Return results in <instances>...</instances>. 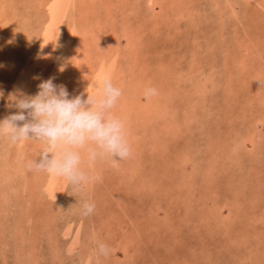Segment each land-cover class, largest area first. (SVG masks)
Returning <instances> with one entry per match:
<instances>
[{
  "label": "rangeland",
  "instance_id": "1",
  "mask_svg": "<svg viewBox=\"0 0 264 264\" xmlns=\"http://www.w3.org/2000/svg\"><path fill=\"white\" fill-rule=\"evenodd\" d=\"M105 76L131 157L85 158L77 191L0 138V264H264V0H0V120L15 88Z\"/></svg>",
  "mask_w": 264,
  "mask_h": 264
},
{
  "label": "clouds",
  "instance_id": "2",
  "mask_svg": "<svg viewBox=\"0 0 264 264\" xmlns=\"http://www.w3.org/2000/svg\"><path fill=\"white\" fill-rule=\"evenodd\" d=\"M53 81L54 78L43 80L35 95L19 88L8 93L5 107L16 111L0 120V138H7L13 145L28 140L43 142V150L38 158L27 162V169L63 178L81 191L99 179L84 170L85 158L89 164L110 158L112 166L118 167L132 155L126 123L112 112L123 91L105 76L99 97L88 94L85 99L81 93L70 99L67 87ZM157 94L152 87L145 90L144 97ZM95 207V203L85 200L81 214L89 216ZM98 248L101 255H109L107 245L101 243Z\"/></svg>",
  "mask_w": 264,
  "mask_h": 264
},
{
  "label": "bare ground",
  "instance_id": "3",
  "mask_svg": "<svg viewBox=\"0 0 264 264\" xmlns=\"http://www.w3.org/2000/svg\"><path fill=\"white\" fill-rule=\"evenodd\" d=\"M53 36V35H52ZM48 48H47V52L45 54V57H44V61H43V65L46 67L47 66V63H48V57L50 56V53L52 52V41L50 43L47 44ZM43 66V67H44ZM42 67V68H43ZM47 68V67H46Z\"/></svg>",
  "mask_w": 264,
  "mask_h": 264
}]
</instances>
